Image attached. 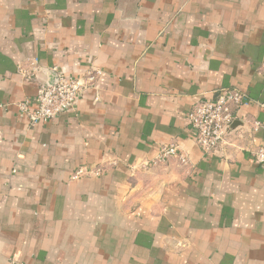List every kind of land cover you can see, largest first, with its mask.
Listing matches in <instances>:
<instances>
[{
    "label": "crops",
    "instance_id": "crops-1",
    "mask_svg": "<svg viewBox=\"0 0 264 264\" xmlns=\"http://www.w3.org/2000/svg\"><path fill=\"white\" fill-rule=\"evenodd\" d=\"M263 61L264 0H0V264H264ZM54 68L99 74L32 125ZM228 88L243 148L204 153L189 113ZM170 143L190 165L145 166Z\"/></svg>",
    "mask_w": 264,
    "mask_h": 264
},
{
    "label": "built area",
    "instance_id": "built-area-1",
    "mask_svg": "<svg viewBox=\"0 0 264 264\" xmlns=\"http://www.w3.org/2000/svg\"><path fill=\"white\" fill-rule=\"evenodd\" d=\"M264 72V61L261 64ZM99 71H89L85 78L66 75L62 70L54 68L51 77L42 84L34 97L35 108L28 111L30 99L19 104L23 113L30 117L31 124L48 121L67 112L74 107L76 100L83 91L93 85ZM245 92L238 88H228L219 92L213 100H200L189 113V122L196 133V143L207 154L224 156L229 147L242 149L234 139L228 136V130L236 121L235 110L246 100ZM263 128L260 121L250 124L251 131ZM239 136V135H238ZM255 161L264 163V145L258 146L255 151ZM176 157L181 166L190 165V157L186 150L176 143L162 146L160 154L146 163L148 165L165 164L169 159ZM99 170L81 167L75 172V177L85 174H98Z\"/></svg>",
    "mask_w": 264,
    "mask_h": 264
}]
</instances>
